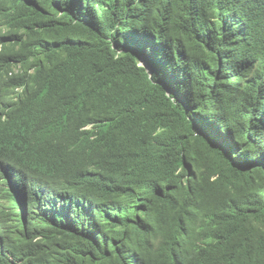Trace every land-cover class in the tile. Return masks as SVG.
Segmentation results:
<instances>
[{
  "label": "trees",
  "instance_id": "16d2710c",
  "mask_svg": "<svg viewBox=\"0 0 264 264\" xmlns=\"http://www.w3.org/2000/svg\"><path fill=\"white\" fill-rule=\"evenodd\" d=\"M0 264H264V0H0Z\"/></svg>",
  "mask_w": 264,
  "mask_h": 264
},
{
  "label": "water",
  "instance_id": "95a60500",
  "mask_svg": "<svg viewBox=\"0 0 264 264\" xmlns=\"http://www.w3.org/2000/svg\"><path fill=\"white\" fill-rule=\"evenodd\" d=\"M141 65H143V66L147 67L148 69H150V66L148 65V63L144 59H142Z\"/></svg>",
  "mask_w": 264,
  "mask_h": 264
}]
</instances>
